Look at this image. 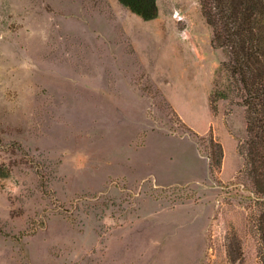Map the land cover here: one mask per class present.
Listing matches in <instances>:
<instances>
[{
	"label": "rangeland",
	"instance_id": "obj_1",
	"mask_svg": "<svg viewBox=\"0 0 264 264\" xmlns=\"http://www.w3.org/2000/svg\"><path fill=\"white\" fill-rule=\"evenodd\" d=\"M158 6L0 0V264H262L227 56L198 0Z\"/></svg>",
	"mask_w": 264,
	"mask_h": 264
},
{
	"label": "trees",
	"instance_id": "obj_2",
	"mask_svg": "<svg viewBox=\"0 0 264 264\" xmlns=\"http://www.w3.org/2000/svg\"><path fill=\"white\" fill-rule=\"evenodd\" d=\"M145 20L159 15L158 0H119ZM213 30V45L226 59L221 68L226 77L216 81L210 102L234 96L245 107L247 137L239 145L245 162L239 170L236 188L245 202L247 229L258 241V254L264 264V0H198ZM205 140V138H203ZM210 168L216 178L221 171L224 147L208 136ZM229 249L234 264H243L241 241Z\"/></svg>",
	"mask_w": 264,
	"mask_h": 264
}]
</instances>
